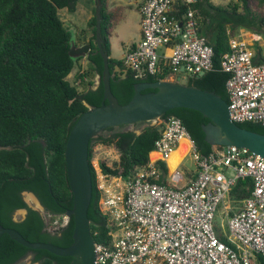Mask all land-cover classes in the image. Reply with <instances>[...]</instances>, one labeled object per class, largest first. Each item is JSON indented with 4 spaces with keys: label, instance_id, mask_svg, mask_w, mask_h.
I'll return each instance as SVG.
<instances>
[{
    "label": "trees",
    "instance_id": "16d2710c",
    "mask_svg": "<svg viewBox=\"0 0 264 264\" xmlns=\"http://www.w3.org/2000/svg\"><path fill=\"white\" fill-rule=\"evenodd\" d=\"M77 1L0 0V225L17 230L31 242H49L61 247L72 242L73 217L70 216L67 223L55 232L46 230V227L50 219L66 214L73 206L66 176L65 144L76 119L88 107L99 106L103 100L102 82L92 88L93 75H102V58L95 43V8L88 21L92 29L91 49L86 56L88 69L76 72L74 80H79V83L73 84L68 80L81 57L69 55L72 33L64 26L58 11L62 8L68 12L75 11ZM101 1V37L104 51L109 55L110 88L117 101L125 104L131 99L136 83L163 79L166 72L139 78L129 69L123 71L122 60L110 56L107 29L112 16L105 10V0ZM194 7L201 22L199 33L212 48V68L188 78L185 83L213 91L227 101L225 82L228 74L222 71L220 59L229 50L231 28L241 25L254 32H264V15L256 13L264 8V0H254L253 3L252 0H236L226 5L197 0ZM240 8L242 13L238 12ZM212 13L221 14L220 18L207 23L206 19ZM225 14L239 18L234 22ZM228 27H231L229 31ZM254 60L264 62V57L259 53ZM167 116L181 119L201 155L212 151L213 146L205 141L201 127L208 119L200 112L177 107L167 110L161 117ZM143 123L148 124L139 133L129 129L130 124H123L108 127L90 139L88 161L92 195L87 215L95 243H107L110 237L105 217L98 209L96 171L91 163L93 145H112L118 152V161L109 165L101 160L98 165L103 172L125 176L136 165L147 161L148 153L159 136L158 127L149 122L133 125ZM239 125L264 134V124L245 122ZM160 166L166 169L163 162ZM251 189L248 179L238 180L231 197L243 199ZM23 191L34 193L47 209L51 216L46 221L37 211L30 209L23 219L12 218L16 209L24 207L20 194ZM26 256L31 257V264H69L72 259L45 249L27 248L8 234L1 235L0 264H20Z\"/></svg>",
    "mask_w": 264,
    "mask_h": 264
},
{
    "label": "built area",
    "instance_id": "2783aa9c",
    "mask_svg": "<svg viewBox=\"0 0 264 264\" xmlns=\"http://www.w3.org/2000/svg\"><path fill=\"white\" fill-rule=\"evenodd\" d=\"M196 2L141 0V36L126 49L123 71L139 78L166 72L165 78L182 82L209 71L212 48L199 33ZM228 44L220 67L228 74L230 118L237 124H264V62L254 60L255 53L239 36L230 35ZM151 124L159 136L144 164L125 176L95 169L98 209L110 237L95 243V263L264 264V157L234 145L213 146L201 155L180 118L159 117ZM182 139L187 151L170 170L167 158ZM188 154L194 168L182 171ZM247 179L249 194L232 198L237 181ZM68 218L54 216L49 230H59Z\"/></svg>",
    "mask_w": 264,
    "mask_h": 264
},
{
    "label": "water",
    "instance_id": "95a60500",
    "mask_svg": "<svg viewBox=\"0 0 264 264\" xmlns=\"http://www.w3.org/2000/svg\"><path fill=\"white\" fill-rule=\"evenodd\" d=\"M101 7L102 1L95 0V43L102 58V75H98L97 81L98 83L101 81L103 85V100L99 106L88 107L76 119L69 131L64 149L66 176L73 198V206L66 212L69 217H73L72 242L66 247L49 242H31L17 230L0 225V237L6 233L27 248L45 249L58 256H69L72 258L69 264H96L95 242L87 215L92 195L88 147L90 139L104 129L123 124L149 122L172 108H190L208 119L201 127L204 139L210 145L247 147L264 157V134L241 127L232 121L228 102L213 91L188 85L181 80L142 81L134 85L131 99L125 104H120L110 88L109 55L104 51L101 37ZM90 49L89 42L80 46H75L71 42L68 53L73 58H82L87 56ZM145 89L153 90L143 92Z\"/></svg>",
    "mask_w": 264,
    "mask_h": 264
},
{
    "label": "rangeland",
    "instance_id": "374dc122",
    "mask_svg": "<svg viewBox=\"0 0 264 264\" xmlns=\"http://www.w3.org/2000/svg\"><path fill=\"white\" fill-rule=\"evenodd\" d=\"M235 1L236 0H211V2H213L214 4H220V5H226L229 2H235ZM253 1L254 0H252V3H253ZM119 2H121V0H105L104 1L105 7L107 5H109L111 8H114L112 13H110L111 16L113 17V15H114V17L116 19L114 25L112 26V29H114V34L112 35V38L110 40L111 54L114 56H120L126 48L125 44H123L121 42V37L125 36L126 34L131 35V32H130L131 29L129 28L130 24L128 23L129 22L128 19L124 21L123 17L120 16L121 15V9H120L121 6L119 5L120 4ZM93 3H94V0H78L77 1V11L73 16L74 26H71L69 28L71 30L72 34H75L77 31H80L81 28H86L87 16H88L89 10L94 6ZM238 12L242 13L243 11L240 8ZM256 13L259 16L264 15V8L259 9L258 12H256ZM63 14H64V11H62V10L58 11V16L60 18H62ZM130 14H131V12H130ZM220 15L218 13H212L211 16L206 19V22L210 23L212 20L215 21V20L220 18ZM225 16L227 18L232 19L234 22L237 21L239 18V16L232 15V14H225ZM123 23H125L126 25L121 26ZM200 24H201V22L199 20V27H200ZM236 27L237 28H243V26H241V25L236 26ZM228 28H231V27H228ZM88 66H89V63H88L86 57H82L76 63L75 67L73 68V70L68 75V80L71 83L75 84L74 77H75L76 72L85 71L88 69ZM89 77H87V78H89ZM92 79L94 81V85H96L97 75H95V76L93 75ZM165 79L176 81L174 78H165ZM183 83H185V80H183ZM147 124L148 123H143V124H140L138 126H134L133 124H131L128 126V128L134 129L136 132H138ZM149 124H151V121H149ZM117 158L119 159L118 152L116 151V149L112 145H104L101 143H96L93 145V157L91 159V163L95 169H97L99 167V165H98L99 161L104 160L107 164L113 165V163L118 161ZM176 163H177V161L172 164L173 166H171V167L169 166L170 170L174 169V167L176 166L175 165ZM181 166L182 167L180 169L182 171H184V170L186 171V169H188V170L192 169L193 170L194 165H193L190 154L186 155ZM23 197L29 204H30V201L33 199L32 195L29 193H26V192H23ZM32 201L35 202L34 207L36 208L38 205L37 202L34 199ZM21 214L23 215V211L17 210L13 213V218L18 220L21 218V216H20ZM56 220L58 223L63 222V219L61 217H57ZM217 224H218V221H217ZM29 263H30V261L27 258L20 261V264H29Z\"/></svg>",
    "mask_w": 264,
    "mask_h": 264
},
{
    "label": "crops",
    "instance_id": "0c3cea01",
    "mask_svg": "<svg viewBox=\"0 0 264 264\" xmlns=\"http://www.w3.org/2000/svg\"><path fill=\"white\" fill-rule=\"evenodd\" d=\"M141 0H121L119 2L120 4V9H121V15L123 17V20L128 19L129 28L131 29V35H125L121 37V42L125 44L126 48L122 52L120 56H114L111 54V43L110 40L112 38V35L114 34V29H112V26L115 23V17H113L109 20V27L107 29L108 31V41L110 45V56L116 59H122L126 49L136 43L140 39V11H139V5H140ZM94 6L89 10L88 16H87V25L86 28H81L80 31H77L75 34H72V40L71 42L75 46H80L84 43L89 42L92 36V29L88 25V21L91 18L93 14V9L95 8V0H94ZM64 11V14L62 18H60L63 21L64 26H66L68 29L71 26H74L73 23V16L77 11V4H76V9L73 12H68L66 8L60 9ZM105 10L107 13H112L114 8H111L109 5L105 7ZM131 12V14H130ZM126 24L123 23L121 26H125ZM70 30V29H69ZM230 28H228V31ZM71 32V30H70ZM231 35H237L241 39L245 40L247 44L249 45L250 49L255 53V55H258L259 53L261 56L264 57V32H254L250 28H231ZM72 33V32H71ZM188 144L186 141L181 142L180 146L176 149V151L170 156L168 159V166H173L172 164L177 161L175 164L176 166L178 165L179 161L181 158L184 156L186 153ZM176 166L174 168H176Z\"/></svg>",
    "mask_w": 264,
    "mask_h": 264
},
{
    "label": "flooded vegetation",
    "instance_id": "af4514ba",
    "mask_svg": "<svg viewBox=\"0 0 264 264\" xmlns=\"http://www.w3.org/2000/svg\"><path fill=\"white\" fill-rule=\"evenodd\" d=\"M97 77H98V75H97ZM99 83H98V81L96 80V86L98 85ZM144 91V90H143ZM23 192H27V193H32V192H30V191H23ZM23 192H21L20 194H21V199H22V201L24 202V207H21V208H18V209H16L15 211H17V210H22L23 211V215L21 214L20 216H21V218L20 219H23L25 216H26V214H27V212H28V210L30 209V210H35V211H37L38 213H39V215H41L44 219H45V221L47 220V215H48V212H47V209L40 203V201H39V199L37 198V196L34 194V193H32V197H33V199L37 202V207L35 208L34 207V205H35V202L34 201H30V204L24 199V197H23ZM14 211V212H15ZM13 212V213H14ZM12 218H13V214H12ZM14 219V218H13ZM20 219H18V220H20ZM14 220H16V219H14ZM46 230H49V228H48V226L46 227ZM50 231V230H49ZM29 259V261H31V257L30 256H26L24 259ZM29 264H31V263H29ZM35 264V263H34Z\"/></svg>",
    "mask_w": 264,
    "mask_h": 264
},
{
    "label": "bare ground",
    "instance_id": "6f19581e",
    "mask_svg": "<svg viewBox=\"0 0 264 264\" xmlns=\"http://www.w3.org/2000/svg\"><path fill=\"white\" fill-rule=\"evenodd\" d=\"M183 141H186V140H184V139H182L181 141H180V144H181V142H183ZM187 142V141H186ZM180 144H179V146H180ZM178 146V147H179ZM176 150H174L171 154H170V156L175 152ZM170 156L167 158V164H168V159L170 158Z\"/></svg>",
    "mask_w": 264,
    "mask_h": 264
}]
</instances>
